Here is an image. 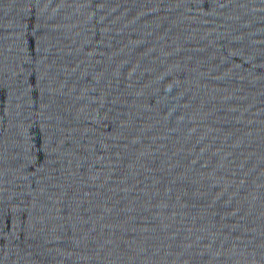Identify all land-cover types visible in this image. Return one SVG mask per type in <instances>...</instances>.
Here are the masks:
<instances>
[{
    "label": "water",
    "instance_id": "water-1",
    "mask_svg": "<svg viewBox=\"0 0 264 264\" xmlns=\"http://www.w3.org/2000/svg\"><path fill=\"white\" fill-rule=\"evenodd\" d=\"M0 264H264V0H0Z\"/></svg>",
    "mask_w": 264,
    "mask_h": 264
}]
</instances>
